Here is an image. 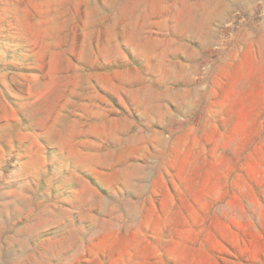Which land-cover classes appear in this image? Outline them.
Wrapping results in <instances>:
<instances>
[{
	"label": "rangeland",
	"instance_id": "rangeland-1",
	"mask_svg": "<svg viewBox=\"0 0 264 264\" xmlns=\"http://www.w3.org/2000/svg\"><path fill=\"white\" fill-rule=\"evenodd\" d=\"M0 264H264V0H0Z\"/></svg>",
	"mask_w": 264,
	"mask_h": 264
}]
</instances>
